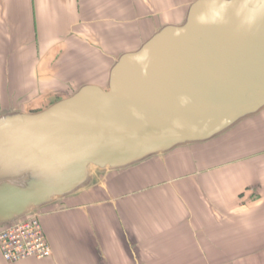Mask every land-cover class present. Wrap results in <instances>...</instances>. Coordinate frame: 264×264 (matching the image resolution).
<instances>
[{
  "label": "crops",
  "instance_id": "obj_1",
  "mask_svg": "<svg viewBox=\"0 0 264 264\" xmlns=\"http://www.w3.org/2000/svg\"><path fill=\"white\" fill-rule=\"evenodd\" d=\"M206 2L0 0V230L39 215L53 249L14 264H264V104L194 144L108 118Z\"/></svg>",
  "mask_w": 264,
  "mask_h": 264
},
{
  "label": "water",
  "instance_id": "obj_2",
  "mask_svg": "<svg viewBox=\"0 0 264 264\" xmlns=\"http://www.w3.org/2000/svg\"><path fill=\"white\" fill-rule=\"evenodd\" d=\"M177 33L149 48L147 75L132 60L117 73L116 98L108 107L112 127L141 125L166 139L201 137L239 112L264 104V21L242 31L235 22L202 27L193 19ZM182 95L190 96L191 103L181 106ZM133 107L143 120L132 114ZM175 120L182 127H175Z\"/></svg>",
  "mask_w": 264,
  "mask_h": 264
},
{
  "label": "clouds",
  "instance_id": "obj_3",
  "mask_svg": "<svg viewBox=\"0 0 264 264\" xmlns=\"http://www.w3.org/2000/svg\"><path fill=\"white\" fill-rule=\"evenodd\" d=\"M183 19V14H182ZM194 22L202 27L224 26L235 22L242 31L253 30L261 21H264V0H207L205 6L193 15ZM181 33H177L179 36ZM132 61L139 65L144 75H147L151 63V50L144 48L134 53ZM181 106L191 103V97H179ZM132 114L140 120L144 119L142 112L135 107ZM175 127H182L180 120L173 121Z\"/></svg>",
  "mask_w": 264,
  "mask_h": 264
},
{
  "label": "built area",
  "instance_id": "obj_4",
  "mask_svg": "<svg viewBox=\"0 0 264 264\" xmlns=\"http://www.w3.org/2000/svg\"><path fill=\"white\" fill-rule=\"evenodd\" d=\"M0 252L9 264L52 257L53 249L40 216L35 215L11 222L0 230Z\"/></svg>",
  "mask_w": 264,
  "mask_h": 264
},
{
  "label": "rangeland",
  "instance_id": "obj_5",
  "mask_svg": "<svg viewBox=\"0 0 264 264\" xmlns=\"http://www.w3.org/2000/svg\"><path fill=\"white\" fill-rule=\"evenodd\" d=\"M259 106V107H258ZM256 107H258V108H260V105H257ZM246 112L244 111H242V113H240L239 114V116H242V115H244ZM239 119H232V121H229L227 124H225L222 128H220L219 130H216L215 132H217L218 134H222L223 132H226V131H228V130H230V129H232L233 130V127L236 125L235 123L238 121ZM240 129H242V126H238V129L237 130H240ZM109 134L112 136V137H116V136H118V135H122V132L119 130H112V131H110V129H109ZM125 134V133H124ZM213 134V133H212ZM211 133L210 134H208V135H206V136H204V140H207L208 138H210L211 136ZM182 137V136H181ZM201 137H195V136H191L190 134L189 135H187V138L185 139V138H177V141H180V142H183L184 144H194L196 141H198V140H200L201 141V139H200ZM176 142V141H175ZM173 144H175V143H173ZM172 146H174V145H172Z\"/></svg>",
  "mask_w": 264,
  "mask_h": 264
}]
</instances>
